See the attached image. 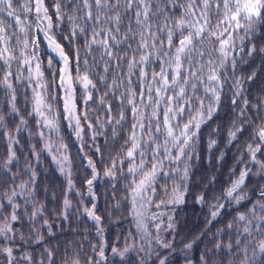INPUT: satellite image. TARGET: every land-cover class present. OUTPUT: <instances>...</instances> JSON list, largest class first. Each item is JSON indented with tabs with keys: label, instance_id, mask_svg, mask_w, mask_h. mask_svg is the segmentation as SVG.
Masks as SVG:
<instances>
[{
	"label": "snow or ice",
	"instance_id": "6c2138e0",
	"mask_svg": "<svg viewBox=\"0 0 264 264\" xmlns=\"http://www.w3.org/2000/svg\"><path fill=\"white\" fill-rule=\"evenodd\" d=\"M261 29L264 0H0V152L6 150L0 159V264H56L57 252L43 234L55 236L54 225L37 196L49 190L33 166L44 156L65 181L59 215L68 219L75 194L77 211L94 222L101 239L92 247L99 259L86 264H106V248L113 257L136 253V264H174L177 249L164 234L178 235L175 209L190 194L203 129L211 128L208 163L219 167L225 159L224 151L216 155L213 137L220 129L212 125L226 104L224 147L238 146L234 164L218 194L213 175L195 196L208 208L205 230L179 251L185 264H264V81L253 88L264 73ZM257 59L256 70L246 73ZM62 123L89 170L83 193L72 179ZM25 133L32 160L25 157L20 170L17 149L23 150L19 137ZM101 180L111 186L109 221L114 213L129 220L127 235L115 237L123 248L105 239L95 191ZM215 223L224 226L193 261L194 245ZM29 245L43 253L34 255ZM61 260L81 264V253L71 249L69 255L65 248Z\"/></svg>",
	"mask_w": 264,
	"mask_h": 264
},
{
	"label": "trees",
	"instance_id": "16d2710c",
	"mask_svg": "<svg viewBox=\"0 0 264 264\" xmlns=\"http://www.w3.org/2000/svg\"><path fill=\"white\" fill-rule=\"evenodd\" d=\"M261 34L264 35V29H261ZM259 63L260 61L258 59L256 61H253L245 68V72L250 73V71L256 70V65H258ZM261 81H264V73L260 74V79L257 81L256 85H253V88L258 89ZM17 95V106L21 109V112H23L24 105L19 101V93ZM0 96H2V93H0ZM249 99H251V97H249ZM7 111L8 109L7 107H5L4 112L6 119ZM229 114L230 108L226 104L224 106V110L220 112L216 123L212 125L213 128L218 127L220 129V135L213 137L219 142V150L216 151V155L219 154V151L226 152L225 159L221 162V165L219 167L216 166L215 160H213V163L210 165L208 163V160L206 159L208 155L206 140L208 133L211 131V128H205L201 133V141L197 149V151L200 153L201 158L193 162L192 175L189 183L190 194L185 198V203L175 209L174 219L176 221V233H178V235H176L175 239L173 240L172 237L164 234L166 239L172 240L175 248L177 249V252L172 254V261L174 262V264H185V260L183 259V256L185 254L183 252H180L179 250L183 248L185 243L191 242L194 237L200 235V233L205 230V222L206 218L208 217V208L196 203L195 196L200 192L205 191L203 186L208 183L209 178L213 175L217 177L218 194L219 187L223 186L224 182L228 179V170L234 164L233 157L238 151V146H232L227 149L224 147ZM16 123H19V121H16ZM7 124L10 130L15 127V124L10 119L7 120ZM29 128L33 132L36 131L35 122L31 119L29 120ZM61 128V135L64 136V142L69 146V154L72 159V179L76 185V188L83 193L85 191L84 177L89 173V170L82 166V160L80 155H78L77 153V148L72 144V140L74 139V137H71L68 132L64 131L63 123L61 124ZM19 139L20 143L24 146L23 150L17 149V155L20 157L18 168L22 170L25 164V157H27L29 161L32 160V157L31 153L28 151L29 140L27 134H21ZM3 143L4 138L0 136V147H3ZM31 143L35 144L36 140L33 139ZM99 143L103 150V140H101ZM36 146L37 150H39V148L41 147L40 144H37ZM4 158H6V150L4 152H0V159ZM41 159L43 161L42 164L33 166L39 173L37 178L38 183L41 185V187H47L49 191L46 194L44 191L38 190L37 196L41 202L46 204V215L49 219V223H52L54 225L53 231L55 232V236L50 237L48 236L47 232H44L43 234L49 240V244L47 246L53 247L54 252H57L56 264H62L61 257L64 254L65 248L69 249V255H71V249H75L77 252H80L81 264H86V260L88 258H94L98 260V252L93 253L92 247H98L101 243V239L96 234L94 222L77 211V209L80 208V201L77 199L75 194H72L69 197L75 207L70 210L68 219H63L59 215L63 198V191L65 188V181L64 178L59 174V172L55 171V166L51 164L50 157L44 156ZM97 167L99 168V163H97ZM18 168H13L12 170L15 172L18 170ZM253 170L255 171V169ZM24 179H27V177L25 176ZM255 180L258 181L259 177H256ZM260 182L264 183V181ZM17 183H19V181H17ZM95 191L98 204L97 214L100 215L103 220L105 239L110 245L123 248L124 241L120 240L117 243L115 237L117 235H127L126 232H123V229L130 226L129 220H120V214L114 213L112 221H109L105 210L108 209L109 211H111V205L113 203V201L108 196V193H110L111 191L110 185L105 184L104 180H101L99 183H97ZM52 193L55 194V201H53L51 198ZM121 195H124L122 191L117 194V199H119ZM206 200H209L210 202V196L206 195ZM83 203L85 205H88L89 207L91 206L89 203V198H85ZM53 209H55V212H53ZM162 210L167 211V209ZM152 211L156 212L157 209L152 208ZM123 215L127 217V209H124ZM166 219L167 218L165 217V220ZM226 219L230 220L231 217H227ZM41 223H43V221H41ZM223 226V223H215L214 226H212V232H209L208 236L203 237L202 242L198 241L194 245L190 253L193 261L198 260L200 251L205 247L206 244L208 247L212 246L210 243H208L209 237L212 236V233L215 232L216 228H221ZM15 227L19 228L20 226L17 224L15 225ZM22 231L25 236L28 235L29 229L27 224H25ZM133 235H135V233H133ZM222 239H225V242H227V238L222 237ZM132 242L133 241H129V243ZM135 243L139 244L141 242L137 238ZM55 246H59V249L57 250ZM27 250L33 252L34 255L36 253H43V248L38 245H29L27 246ZM20 251L21 248H18L17 255L20 254ZM105 255L108 257L106 264H136V253H131L124 258L118 256L113 257L110 249L106 248ZM140 255L142 256L143 253H141ZM2 260L3 257H0V261ZM152 264H155V262H152ZM224 264H227V260L224 261Z\"/></svg>",
	"mask_w": 264,
	"mask_h": 264
}]
</instances>
